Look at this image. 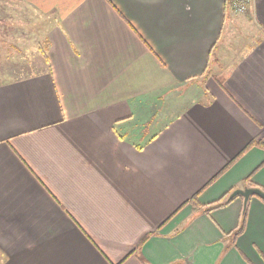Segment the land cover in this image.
<instances>
[{
    "label": "crops",
    "instance_id": "obj_1",
    "mask_svg": "<svg viewBox=\"0 0 264 264\" xmlns=\"http://www.w3.org/2000/svg\"><path fill=\"white\" fill-rule=\"evenodd\" d=\"M18 1L47 29L0 20V264H264L231 198L264 191V0Z\"/></svg>",
    "mask_w": 264,
    "mask_h": 264
},
{
    "label": "rangeland",
    "instance_id": "obj_2",
    "mask_svg": "<svg viewBox=\"0 0 264 264\" xmlns=\"http://www.w3.org/2000/svg\"><path fill=\"white\" fill-rule=\"evenodd\" d=\"M248 14V13H247ZM247 14H240L238 16H245ZM5 20V37L7 35H11L14 39H20V42L15 43L17 47L24 52V55L27 54L28 49L36 48L40 45L44 46V37L47 29V19L42 16L37 11H34L31 7L26 6L20 3L18 0H0V20ZM12 39V40H14ZM19 41V40H18ZM16 42V41H15ZM11 44V43H10ZM7 42L5 43V48L7 46ZM13 54L12 50H8ZM21 52V53H23ZM18 55L14 52L16 59L19 60V63L25 62L23 55L17 52ZM28 56V54H27ZM27 58V57H26ZM13 57L4 58L3 59V67L6 70L7 77L13 78L18 75L13 72ZM26 63V62H25ZM30 70H35L34 67L32 69L22 71L30 72ZM15 72V71H14ZM24 74L20 75L23 76Z\"/></svg>",
    "mask_w": 264,
    "mask_h": 264
},
{
    "label": "built area",
    "instance_id": "obj_3",
    "mask_svg": "<svg viewBox=\"0 0 264 264\" xmlns=\"http://www.w3.org/2000/svg\"><path fill=\"white\" fill-rule=\"evenodd\" d=\"M255 0H229L230 8L235 14H247Z\"/></svg>",
    "mask_w": 264,
    "mask_h": 264
},
{
    "label": "water",
    "instance_id": "obj_4",
    "mask_svg": "<svg viewBox=\"0 0 264 264\" xmlns=\"http://www.w3.org/2000/svg\"><path fill=\"white\" fill-rule=\"evenodd\" d=\"M236 196H241L245 199V202L247 203L248 200L251 197H258L261 200L264 201V191L258 188H252V189H245V190H238L235 191L232 195L231 198H234Z\"/></svg>",
    "mask_w": 264,
    "mask_h": 264
},
{
    "label": "trees",
    "instance_id": "obj_5",
    "mask_svg": "<svg viewBox=\"0 0 264 264\" xmlns=\"http://www.w3.org/2000/svg\"><path fill=\"white\" fill-rule=\"evenodd\" d=\"M220 206H222V205H214L213 207H211L208 211H211V210H214V209H216V208H218V207H220ZM243 228L241 227V228H239V230L233 235L234 237H238L241 233H242V230Z\"/></svg>",
    "mask_w": 264,
    "mask_h": 264
}]
</instances>
